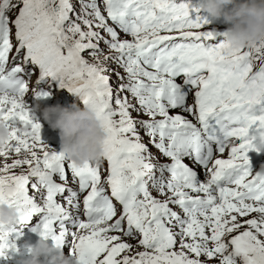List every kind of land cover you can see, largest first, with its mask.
Masks as SVG:
<instances>
[{
    "label": "snow or ice",
    "instance_id": "snow-or-ice-1",
    "mask_svg": "<svg viewBox=\"0 0 264 264\" xmlns=\"http://www.w3.org/2000/svg\"><path fill=\"white\" fill-rule=\"evenodd\" d=\"M209 24L191 0H0V258L37 219L78 264H264V43ZM52 82L95 112L100 160L41 140L27 97Z\"/></svg>",
    "mask_w": 264,
    "mask_h": 264
},
{
    "label": "clouds",
    "instance_id": "clouds-1",
    "mask_svg": "<svg viewBox=\"0 0 264 264\" xmlns=\"http://www.w3.org/2000/svg\"><path fill=\"white\" fill-rule=\"evenodd\" d=\"M202 3L205 13L228 26L224 39L232 48L264 43V0H202ZM35 112L40 113L52 130L58 131L60 152L67 159L82 165L102 158L106 134L90 108L74 103L70 107L56 105L41 109L37 104ZM10 140V129L0 120V149ZM258 147L264 151V141ZM17 218L15 208L7 204L0 206V224L14 225ZM19 264H78V261L71 255L65 256L61 247L40 236L34 246H29V257Z\"/></svg>",
    "mask_w": 264,
    "mask_h": 264
},
{
    "label": "bare ground",
    "instance_id": "bare-ground-1",
    "mask_svg": "<svg viewBox=\"0 0 264 264\" xmlns=\"http://www.w3.org/2000/svg\"><path fill=\"white\" fill-rule=\"evenodd\" d=\"M72 97H73V95H72ZM35 115L38 119L39 114L37 112H35ZM23 228L25 230V226ZM31 234L37 239V234L35 231L31 232ZM16 245H17L18 251H10V256H9V258L12 259L13 264H19V261H21V260H13L14 259L13 254L16 252H21L22 253L21 258L25 259L27 256H29V246H31L28 243V237H25V236H20L19 239L16 241Z\"/></svg>",
    "mask_w": 264,
    "mask_h": 264
},
{
    "label": "rangeland",
    "instance_id": "rangeland-1",
    "mask_svg": "<svg viewBox=\"0 0 264 264\" xmlns=\"http://www.w3.org/2000/svg\"><path fill=\"white\" fill-rule=\"evenodd\" d=\"M146 142V141H145ZM13 158H15V156H13ZM16 171H19V169H17Z\"/></svg>",
    "mask_w": 264,
    "mask_h": 264
}]
</instances>
